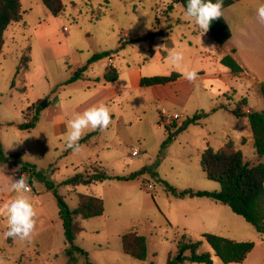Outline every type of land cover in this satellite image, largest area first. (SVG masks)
<instances>
[{
  "label": "rangeland",
  "instance_id": "1",
  "mask_svg": "<svg viewBox=\"0 0 264 264\" xmlns=\"http://www.w3.org/2000/svg\"><path fill=\"white\" fill-rule=\"evenodd\" d=\"M62 1L65 12L54 17L43 0H20L22 20L5 33V53L0 55V138L4 150L16 147L25 159L37 165L38 171H43L71 210L78 207V195L85 194L87 189L79 187L76 192L62 183L86 168L102 167L111 177H125L148 168L178 191L217 192L220 184L208 180L201 168V155L208 147L219 151L229 139L243 150L250 164L264 162V157H259L253 148L243 147L242 139L250 132L248 119H237L232 112L242 97L260 110L261 93L247 81L234 77L226 81L231 89L224 95L218 94V89L224 90L214 80L220 75L214 65L218 54L208 44L209 35L184 16L182 5L169 12L173 0ZM170 51L184 53L183 65H171ZM26 52L30 58L29 72L27 91L22 94L12 88V82ZM104 52H111L115 67L124 73L123 84L130 83L129 69L139 71L141 79L168 77L172 73L184 78L186 70L196 71V89L186 106L169 110V114L183 117L176 123L180 126L166 131L161 124L162 102L144 101L140 91L120 108L117 104L107 106L110 113L120 111L122 119L111 120L101 130L97 147L81 144L79 152L69 148L66 141L75 117L73 110L89 93L65 90L63 84L71 79L70 70L87 65L94 55ZM107 64L108 58L93 62L86 72V81L101 77ZM15 84L20 87L17 80ZM50 88L56 95L49 92ZM56 96L68 117L67 132L57 134L54 123L44 121V117L29 133L20 129L29 108L48 100L53 102ZM220 106L228 109L219 110ZM197 113L208 116L198 125L182 128L183 121ZM93 131L89 127L83 134ZM169 133L174 138L163 148ZM134 149L139 151L137 156L132 155ZM2 167L6 182L1 185L10 191L15 168L10 162L0 164ZM27 184L31 187V183ZM33 186L31 193L16 195L38 194L53 214L55 209L50 201L58 209L53 193L38 177L33 179ZM88 188L92 189L88 195L104 201L105 212L101 217L76 219L82 228L76 245L88 254V259L77 255L76 264H168L170 253L172 258L179 254L178 242L183 234L199 241L207 233L254 243V250L238 264H264V235L229 207L211 199H178L151 175L131 182L106 180ZM35 220L30 238L16 239L9 245L4 236L6 221L2 222L0 217V259L5 264H69L62 224L55 227L46 225L41 217ZM130 232L146 237L145 261L123 252L122 236ZM200 252L213 254L206 242ZM180 258L181 255L177 257ZM213 259L214 264H223L218 257Z\"/></svg>",
  "mask_w": 264,
  "mask_h": 264
},
{
  "label": "trees",
  "instance_id": "2",
  "mask_svg": "<svg viewBox=\"0 0 264 264\" xmlns=\"http://www.w3.org/2000/svg\"><path fill=\"white\" fill-rule=\"evenodd\" d=\"M237 1L240 0H223L222 9ZM186 3L187 0H173L168 11H172L176 5H182L185 9ZM43 4L54 17H58L65 12V5L62 0H43ZM21 20L22 10L20 0H0V53L4 46L6 31L12 24L19 23ZM208 32L214 38L218 46L225 45L231 37L230 29L222 16L210 23ZM234 53L235 50H232L231 54L225 56L221 60V64L228 68L232 74L241 75L246 71L243 66L235 60L233 57ZM110 57L111 52L94 55L87 65L77 69L73 73L71 79L66 82L65 85L80 80L93 62ZM29 61L30 58L28 52H26L20 59L16 68L14 81L12 82V88H16V90L22 94H25L27 91L25 75L29 69ZM119 75V69L110 67L103 77L104 82L107 84L114 83L118 80ZM180 78L181 75L177 73H172L168 77H147L141 79L140 86L142 88H150L158 85H166L176 82ZM16 80L18 84H20V87H17L15 84ZM259 90L264 98V85H260ZM246 105L247 100L243 99L232 112L236 117H245L248 119L254 137L256 153L259 157H264V111H250L246 113L242 110V107ZM222 108L225 107L222 106ZM30 110L34 111V116L31 121L25 122L19 126L21 130L33 129L39 121V113L41 111L40 105L33 106ZM207 116L208 115L205 113H197L192 118L184 120L182 128L186 129L190 125H198ZM173 127L177 128V126ZM166 131L170 132V128L166 127ZM100 136L101 130L95 129L81 139L79 144L93 148L97 147V141L100 139ZM173 138L174 135L169 133L167 140L163 144V148L168 142L172 141ZM8 162H13L20 172H31L29 180L26 181L27 183H31L32 179L38 177L44 182L47 189L53 193L58 204L59 215L67 243L64 252L68 258L69 264H76V256L79 254L84 255L88 259V254L76 245L77 235L82 231L76 219H92L103 216L105 212L104 201L97 196L79 194L78 207L71 210L64 199L58 194L56 187L46 180L43 171H38L35 165L23 163L19 153H14L9 156L5 155L4 146L0 138V164ZM201 168L208 180L220 184L219 191L208 192L194 191L191 189L178 191L166 181L160 179L156 172L148 168H142L125 177H111L102 167L91 170L86 169L77 172L75 175L65 180L62 185L75 188L80 185L90 186L111 179L131 182L138 178L145 177L146 175H151L152 178L165 187L167 192L174 197L178 199H185L187 197L211 199L216 203L229 207L233 213L243 217L246 222L251 224L259 234L264 235V162L256 165L250 164L246 161L242 151L236 150L234 143L228 141L219 151H215L211 147L204 150L201 155ZM202 237L203 240L194 241L191 237L183 234L178 242L179 254L172 258L170 253L168 264H183L185 261L197 264H214V256L218 257L223 264H238L242 263L255 248V244L252 242H237L214 234L207 233ZM16 239L19 238L14 239L8 237L7 243L12 245ZM204 242L209 245L214 254L210 252H200ZM122 249L125 254L135 259L140 261H145L147 259V239L137 232H130L122 236ZM187 252H189V255H185ZM179 255H181V258L178 260L177 257Z\"/></svg>",
  "mask_w": 264,
  "mask_h": 264
},
{
  "label": "crops",
  "instance_id": "3",
  "mask_svg": "<svg viewBox=\"0 0 264 264\" xmlns=\"http://www.w3.org/2000/svg\"><path fill=\"white\" fill-rule=\"evenodd\" d=\"M258 3L259 0H240L222 9V17L225 20L231 32V37L225 45L218 46L214 38L209 34V32L208 31L206 32L210 37V41H208V44L211 45V49H215L216 53L218 54V57L215 59L214 65L220 75L216 76L214 80L217 83V86L224 88V90L218 89V94L224 95L228 92V90L231 89V85H228L226 81L231 80L234 77H239L247 81L259 93H260V90L258 89L259 86L264 85V24L258 23L256 19V9L258 7ZM5 45H6V41L4 42V46L2 48L0 55H4ZM232 50H235L233 57L239 64L243 66V68L246 71L241 75L232 74L228 68L224 67L221 64V60L225 56L231 54ZM110 67H115V61L111 57L108 58V64L105 68V72L101 75V77H98V79L95 78L86 81V77H87L86 76L87 71H86L80 80L69 85L63 84L65 90H71L74 93H78L81 91L86 92V94L89 93L88 97H86L84 101L80 102L73 110L74 111L73 116L77 114H82L84 111L92 107H98L101 104L108 107L117 104L118 108H120L123 104L129 102L132 96H134L136 93H139L140 91H142L141 93H144V97H143L144 101L150 100L153 102H162L163 107L161 110V114L162 112L169 113L170 107H185L196 89L197 79L195 81H188L185 78H180L176 82L169 83L166 85H158L150 88H142L140 86L141 76L139 71L131 70V69H129L127 72L130 83L123 84L122 78L124 76V73H122L121 70L117 67L115 68L119 69L120 72L118 80L114 83L107 84L104 82L103 77ZM79 68L81 67H77L74 70H70L69 73L73 75V73ZM28 72L29 69L25 75V79H27ZM49 92H51V94L56 95V93L52 91V88H50ZM243 99L246 98L242 97L241 101L238 102L237 106L242 102ZM246 100H247V105L242 107V110L244 112L248 113L250 111H258V112L264 111V98L261 101L262 107L260 110H257L255 107H253V105H250L249 99ZM224 107L225 108H222V106H220L219 110L228 109L226 106ZM31 108H29L28 111L25 113L26 122L29 121L28 119H31L33 117L34 111H31L30 110ZM110 116L112 117L111 120H115L116 122H119L122 119L120 111L116 112L115 110H113L111 111ZM42 117H44V121L46 122L50 121L54 123L55 132L57 134L60 135L67 132L66 122L68 117L66 116L64 108L60 104L59 98L57 96L54 98L53 102L48 100L46 108H41V111L39 113V120ZM237 119H242V118L237 117ZM174 126L178 127L180 125L175 124ZM30 130L32 129L23 130V131H27V133H29ZM45 130L46 128L43 127L41 129L42 133H44ZM86 135L82 134L81 139H83ZM228 141H232V140L228 139L226 143ZM232 142L234 143L235 149L242 151L244 155L243 150L238 149L236 147L235 142L234 141ZM242 144L243 147L248 145L255 150L254 137L252 134L251 127L249 134L243 137ZM4 152L6 156L12 155L14 153H20L19 149H17L16 147H14L11 150L5 149ZM20 155H21V161L23 163H29L37 166L33 161H28L27 159H25L21 153ZM10 163L15 168V171L13 172V177H14L17 168L15 167L13 162ZM86 169L91 170L92 168H86ZM4 173L5 170L4 167H2L0 169V217L2 222L6 221V228H7L8 213L7 210L3 207V205L9 200L17 198V195L14 190L6 191V188L2 187L1 183L6 182V180L4 179L5 177ZM92 186L93 185L90 186L80 185L75 188L72 187L70 188L76 191V189L79 187H85L87 189L85 195H88L89 194L88 192L92 190L88 187H92ZM31 188L34 189L33 179L31 182ZM206 190L212 191L214 189H206ZM23 196L27 197L28 200L32 203L34 210L36 212V219L41 217L42 220L46 223V225L55 226V227H58L60 224H62L59 215V208L58 209L55 208V204H52L51 201H50V206L52 205L53 208L55 209V212L53 214H51L49 212V209L45 207V204L41 202L38 194L34 196H30V195L26 196V194H23ZM56 215L58 220L56 219Z\"/></svg>",
  "mask_w": 264,
  "mask_h": 264
},
{
  "label": "clouds",
  "instance_id": "4",
  "mask_svg": "<svg viewBox=\"0 0 264 264\" xmlns=\"http://www.w3.org/2000/svg\"><path fill=\"white\" fill-rule=\"evenodd\" d=\"M223 0H187L184 16L191 20L194 25L206 33L213 20L222 16ZM256 19L258 23L264 24V0H259L256 9ZM168 59L171 65L179 67L183 65L185 56L181 51H170ZM183 76L188 81L197 79V72L186 70ZM111 123V116L107 106L101 104L98 107H92L82 114H77L70 122V131L67 133L66 144L74 152L80 151L79 141L81 140L83 131L89 127L92 129H106ZM10 187L16 193L20 194L28 189L27 182L23 176H17L11 179ZM3 207L7 210L8 227L4 232L5 237L19 238L24 240L30 238L36 224V212L32 203L27 197L18 195L17 198L6 202ZM0 264H5L0 259Z\"/></svg>",
  "mask_w": 264,
  "mask_h": 264
},
{
  "label": "built area",
  "instance_id": "5",
  "mask_svg": "<svg viewBox=\"0 0 264 264\" xmlns=\"http://www.w3.org/2000/svg\"><path fill=\"white\" fill-rule=\"evenodd\" d=\"M68 30V29H66ZM183 117L179 116V115H171L168 112H162L161 114V124L165 125V127H173L176 122H179ZM139 154V151H137L136 149H134V151L132 152L133 156H137ZM15 177L17 176H23L25 178V180H29L30 176H31V172H20V171H16L14 174ZM28 185V184H27ZM31 191V187L28 185V189L27 192Z\"/></svg>",
  "mask_w": 264,
  "mask_h": 264
},
{
  "label": "water",
  "instance_id": "6",
  "mask_svg": "<svg viewBox=\"0 0 264 264\" xmlns=\"http://www.w3.org/2000/svg\"><path fill=\"white\" fill-rule=\"evenodd\" d=\"M41 108H46L47 107V102H44L42 105H40ZM182 129H180L181 131Z\"/></svg>",
  "mask_w": 264,
  "mask_h": 264
}]
</instances>
